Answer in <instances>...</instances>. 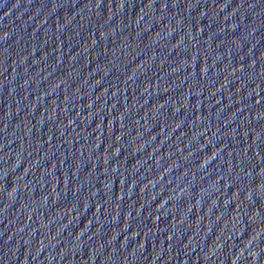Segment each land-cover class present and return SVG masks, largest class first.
I'll list each match as a JSON object with an SVG mask.
<instances>
[{"label":"water","instance_id":"water-1","mask_svg":"<svg viewBox=\"0 0 264 264\" xmlns=\"http://www.w3.org/2000/svg\"><path fill=\"white\" fill-rule=\"evenodd\" d=\"M0 264H264V0H0Z\"/></svg>","mask_w":264,"mask_h":264}]
</instances>
